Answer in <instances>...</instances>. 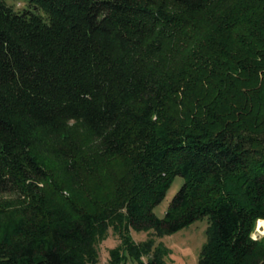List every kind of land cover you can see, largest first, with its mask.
Wrapping results in <instances>:
<instances>
[{
  "label": "trees",
  "instance_id": "1",
  "mask_svg": "<svg viewBox=\"0 0 264 264\" xmlns=\"http://www.w3.org/2000/svg\"><path fill=\"white\" fill-rule=\"evenodd\" d=\"M14 1L0 264H99L110 226L109 264H166L157 237L203 216L197 264H264V0Z\"/></svg>",
  "mask_w": 264,
  "mask_h": 264
},
{
  "label": "rangeland",
  "instance_id": "2",
  "mask_svg": "<svg viewBox=\"0 0 264 264\" xmlns=\"http://www.w3.org/2000/svg\"><path fill=\"white\" fill-rule=\"evenodd\" d=\"M14 2L18 5L17 7H21L23 5L22 0H16ZM181 179L182 178L180 176L175 177L171 187L168 189L167 193H165L166 196L164 199L153 207V212L158 217L164 216L167 209L166 207L169 205V202L174 195L173 193L178 190L182 183ZM13 197L14 195L11 193H0V203L8 201ZM208 218V216H203L202 218H198L191 224L176 231V233L173 232L157 237V242H161L164 247L169 249L168 254L164 256L163 260L166 264H197V258L201 245H203L206 240L205 231L209 224ZM258 227L257 222L255 230ZM255 230H253V233ZM147 234L148 232L145 230H130V235L137 243L144 241L148 236ZM117 235L118 234L113 227L110 226L108 235H106L107 238L98 244L97 250L99 251V264H109V249L120 243L119 236ZM261 235L263 234H260L259 236ZM146 259V256L143 257V261ZM124 264H138V262H135L130 257H127Z\"/></svg>",
  "mask_w": 264,
  "mask_h": 264
},
{
  "label": "bare ground",
  "instance_id": "3",
  "mask_svg": "<svg viewBox=\"0 0 264 264\" xmlns=\"http://www.w3.org/2000/svg\"><path fill=\"white\" fill-rule=\"evenodd\" d=\"M258 224H259L258 226L260 227V229H258V230H260V232L264 234V222H260Z\"/></svg>",
  "mask_w": 264,
  "mask_h": 264
},
{
  "label": "built area",
  "instance_id": "4",
  "mask_svg": "<svg viewBox=\"0 0 264 264\" xmlns=\"http://www.w3.org/2000/svg\"><path fill=\"white\" fill-rule=\"evenodd\" d=\"M258 229H259V228H257V229L255 230V232L252 233V237L256 238V237H258V236L261 234L260 230H258Z\"/></svg>",
  "mask_w": 264,
  "mask_h": 264
},
{
  "label": "crops",
  "instance_id": "5",
  "mask_svg": "<svg viewBox=\"0 0 264 264\" xmlns=\"http://www.w3.org/2000/svg\"><path fill=\"white\" fill-rule=\"evenodd\" d=\"M260 222H263V221H258V223H260ZM259 225V224H258ZM259 229H260V227H258ZM261 234H263V233H261ZM122 264H124V262L122 263Z\"/></svg>",
  "mask_w": 264,
  "mask_h": 264
}]
</instances>
